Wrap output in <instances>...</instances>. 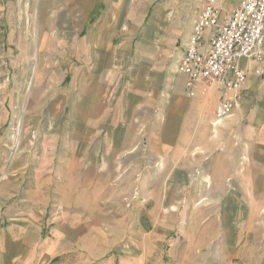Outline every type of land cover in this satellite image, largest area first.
<instances>
[{
	"label": "rangeland",
	"instance_id": "374dc122",
	"mask_svg": "<svg viewBox=\"0 0 264 264\" xmlns=\"http://www.w3.org/2000/svg\"><path fill=\"white\" fill-rule=\"evenodd\" d=\"M206 1L0 0V232L7 229L3 217L28 213L44 217L48 238L61 202L67 204L70 190L85 180L67 178L58 188L50 172V147L70 136L66 129L57 132L67 121L66 103L99 104L96 94L89 95L102 91L101 80L109 77L118 78L113 89L137 91L134 116L145 118L148 88L161 87L160 95L170 100L176 61ZM217 2L228 9L238 1ZM80 91L82 98H72ZM119 101L127 104L128 95L106 102ZM213 112L206 102L203 125H172L168 152L157 139L155 157L147 126L140 128L141 158L129 161L118 189L96 195L112 199L105 205L106 237L81 247L84 258L43 263L42 251L35 262L24 253L14 264H105L109 256L101 248H135L144 241L157 247L149 264H264V93L241 100L217 128ZM82 193L81 206L92 197ZM150 228L157 236L143 240L142 229ZM14 252L15 246L0 242V264H12Z\"/></svg>",
	"mask_w": 264,
	"mask_h": 264
},
{
	"label": "crops",
	"instance_id": "0c3cea01",
	"mask_svg": "<svg viewBox=\"0 0 264 264\" xmlns=\"http://www.w3.org/2000/svg\"><path fill=\"white\" fill-rule=\"evenodd\" d=\"M159 10L164 11L163 7H160ZM85 12H88L86 17L90 18L91 12L87 10ZM107 12L104 13V16L107 15ZM123 46H128V42H125ZM243 65L249 70L248 84L239 93L238 104L256 90L264 93V74H256L258 65L247 60ZM117 79L116 77L102 78V91L89 95L92 97L96 94V97L100 99L98 100L100 103L95 104L94 107L78 105L76 102H73L74 107H69L70 104L66 103L65 110H63L65 116H63L67 121L65 126H62L61 123L58 125L57 132L66 129L70 136L62 146L57 142L50 147L52 156L49 164L54 165L50 172L54 171L52 173L55 180L59 179V181H55L58 183V188L62 187L61 182L66 181L67 178L81 180L83 178L85 179L84 183L70 190V198L69 196L65 198V200L69 198L67 204L61 202L62 205L57 209L59 215L53 216V223H51L53 226L51 228L48 226V238L43 237L44 217L39 216L35 219L30 214L24 213L22 217L18 218L8 216L6 219L5 217L2 218L3 223L7 224V229L0 232L1 246L9 245L17 248V252L9 256L12 264L20 261L24 253L32 256L28 262H35L38 258L35 255L42 251L41 260L44 261L43 263L54 261V259L79 260L85 256L80 253L81 247L83 248L87 243L99 242L100 238L106 237L104 227L105 205L111 203L112 199L110 201L100 200L99 197L96 198V195L118 189L122 176L126 174L129 168V161L141 158L142 150L138 136L141 127L146 125L148 128L149 154H154L152 156L155 157L158 150V147L155 149L157 139L164 146V154L168 152L170 147L168 139L173 131L172 125H175L173 128L177 129L178 125L182 126L187 122L190 124L193 120H197L202 125L205 123L204 105L206 102L213 103L214 119L212 126L215 122V110L219 99L217 94L210 91L208 95L197 96L193 99L188 98L184 91L186 76L179 73L178 69L170 100H167L164 94L163 96L160 95L158 90L161 87H156L153 90L147 89L149 92L145 98V118L134 116V112L136 114L140 109L138 105L132 107L131 99L135 95L134 92H137L135 88L128 86L124 90H120L118 86L113 89ZM131 79H127L129 84ZM151 82L153 80L149 81V85ZM83 95L84 93L80 91L72 98L78 100ZM114 95H122L124 98L125 95H128L129 102L125 105H121L120 101L117 104H108L106 102L108 97ZM242 103L245 104V100ZM236 116L239 118L238 113ZM204 126L205 129L208 127L206 124ZM157 127L163 131L161 134H157ZM187 128L189 127H184L186 131ZM46 159L40 160V165L45 166L42 167L45 172ZM107 177L112 178V180L105 185L103 180ZM83 191L92 197L86 205L81 206L80 200L83 197ZM141 222L152 221L143 220ZM145 227L143 225V228ZM153 228L148 231L142 229L141 237L143 240L147 238L146 236H157L158 232ZM156 250V246H147L145 241L139 242V246L135 248L115 247L109 251L106 248H101V251L104 252L103 255L109 256L105 264H149V261H152L150 256ZM90 251H88L87 258L93 256Z\"/></svg>",
	"mask_w": 264,
	"mask_h": 264
},
{
	"label": "built area",
	"instance_id": "2783aa9c",
	"mask_svg": "<svg viewBox=\"0 0 264 264\" xmlns=\"http://www.w3.org/2000/svg\"><path fill=\"white\" fill-rule=\"evenodd\" d=\"M217 1L207 0L198 11L176 61L188 98L217 94L214 127L232 116L248 84V67L240 62L256 63V74H264V0H237L228 9Z\"/></svg>",
	"mask_w": 264,
	"mask_h": 264
}]
</instances>
